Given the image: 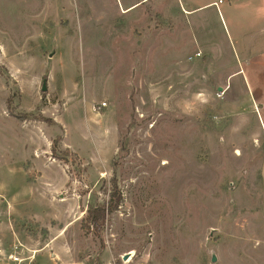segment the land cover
<instances>
[{
    "label": "rangeland",
    "instance_id": "1",
    "mask_svg": "<svg viewBox=\"0 0 264 264\" xmlns=\"http://www.w3.org/2000/svg\"><path fill=\"white\" fill-rule=\"evenodd\" d=\"M262 56L264 0H0V264H264Z\"/></svg>",
    "mask_w": 264,
    "mask_h": 264
},
{
    "label": "crops",
    "instance_id": "2",
    "mask_svg": "<svg viewBox=\"0 0 264 264\" xmlns=\"http://www.w3.org/2000/svg\"><path fill=\"white\" fill-rule=\"evenodd\" d=\"M200 51V50H199ZM259 63L264 65V56L261 57V59H258ZM256 65V64H255ZM253 63L250 61L248 64V69L256 67V71L250 73L245 71L244 69H241L240 71L232 74L236 75L240 73L243 76V83L245 84L244 86V91L245 94H247V98H250L254 104L255 107L259 105L261 109H264V66L258 65L255 66ZM226 87H231V83H229V80L227 81ZM263 120L260 119V126H261V131L263 132L264 135V125H263Z\"/></svg>",
    "mask_w": 264,
    "mask_h": 264
},
{
    "label": "trees",
    "instance_id": "3",
    "mask_svg": "<svg viewBox=\"0 0 264 264\" xmlns=\"http://www.w3.org/2000/svg\"><path fill=\"white\" fill-rule=\"evenodd\" d=\"M54 150H55V147H54ZM115 197L117 199H113L114 201L112 200L111 203L109 204V205H112L111 206L112 208L116 207L117 202L120 199V196H117L116 194H114V198ZM107 213H108V209L106 208V205H104V206H97L96 208H91L90 210H88L87 217H86V219H84L83 223L88 224V226L91 229H93L92 233L96 237L99 236L98 235V230L102 226H104V223L106 221Z\"/></svg>",
    "mask_w": 264,
    "mask_h": 264
},
{
    "label": "water",
    "instance_id": "4",
    "mask_svg": "<svg viewBox=\"0 0 264 264\" xmlns=\"http://www.w3.org/2000/svg\"><path fill=\"white\" fill-rule=\"evenodd\" d=\"M42 91H46V86H45V85L43 86V88H42ZM213 261L215 262V261H216V259H215V258H213Z\"/></svg>",
    "mask_w": 264,
    "mask_h": 264
},
{
    "label": "built area",
    "instance_id": "5",
    "mask_svg": "<svg viewBox=\"0 0 264 264\" xmlns=\"http://www.w3.org/2000/svg\"><path fill=\"white\" fill-rule=\"evenodd\" d=\"M200 56H201V54H196V56H195V57H198V58H199Z\"/></svg>",
    "mask_w": 264,
    "mask_h": 264
}]
</instances>
